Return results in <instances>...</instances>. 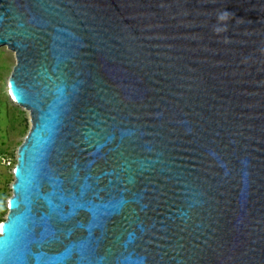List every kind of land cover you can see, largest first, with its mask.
<instances>
[{
  "label": "water",
  "instance_id": "water-1",
  "mask_svg": "<svg viewBox=\"0 0 264 264\" xmlns=\"http://www.w3.org/2000/svg\"><path fill=\"white\" fill-rule=\"evenodd\" d=\"M0 47V264H264V0H0Z\"/></svg>",
  "mask_w": 264,
  "mask_h": 264
},
{
  "label": "rangeland",
  "instance_id": "rangeland-1",
  "mask_svg": "<svg viewBox=\"0 0 264 264\" xmlns=\"http://www.w3.org/2000/svg\"><path fill=\"white\" fill-rule=\"evenodd\" d=\"M14 53L0 47V225L8 214L18 149L30 127V113L9 95V79L15 67Z\"/></svg>",
  "mask_w": 264,
  "mask_h": 264
},
{
  "label": "bare ground",
  "instance_id": "bare-ground-1",
  "mask_svg": "<svg viewBox=\"0 0 264 264\" xmlns=\"http://www.w3.org/2000/svg\"><path fill=\"white\" fill-rule=\"evenodd\" d=\"M8 90H9V87H8ZM9 95H10V93H9ZM11 96V95H10ZM12 98V97H11ZM14 100V99H13ZM14 102H16V101H14ZM17 103V102H16Z\"/></svg>",
  "mask_w": 264,
  "mask_h": 264
},
{
  "label": "snow or ice",
  "instance_id": "snow-or-ice-1",
  "mask_svg": "<svg viewBox=\"0 0 264 264\" xmlns=\"http://www.w3.org/2000/svg\"><path fill=\"white\" fill-rule=\"evenodd\" d=\"M0 227H2V226H0Z\"/></svg>",
  "mask_w": 264,
  "mask_h": 264
}]
</instances>
